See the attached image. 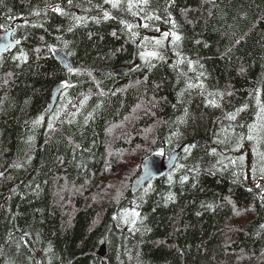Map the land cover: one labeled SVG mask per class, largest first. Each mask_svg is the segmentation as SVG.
<instances>
[{
    "label": "trees",
    "instance_id": "16d2710c",
    "mask_svg": "<svg viewBox=\"0 0 264 264\" xmlns=\"http://www.w3.org/2000/svg\"><path fill=\"white\" fill-rule=\"evenodd\" d=\"M113 3L0 0V264H264V0Z\"/></svg>",
    "mask_w": 264,
    "mask_h": 264
},
{
    "label": "water",
    "instance_id": "95a60500",
    "mask_svg": "<svg viewBox=\"0 0 264 264\" xmlns=\"http://www.w3.org/2000/svg\"><path fill=\"white\" fill-rule=\"evenodd\" d=\"M13 33L14 27H11L8 30H0V46L8 43L11 44V47L7 49H0V52H7L9 50L13 51L21 44L19 40L14 39ZM16 41H19V43H16ZM53 56L54 59L61 65L64 71H68L70 69L69 61L62 50H55L53 52ZM136 65L137 64H134L133 66L117 65L112 69V74L117 78H124L134 70ZM65 86V83H59L53 88L51 97L47 103V108L44 112L45 120L48 119V117L55 109ZM181 151L182 147L173 151L169 155L156 154L145 159L141 164L140 175L132 182L131 192L133 194H138L147 182L161 177L171 171L177 164V161L181 155ZM104 254L105 252L103 250L100 253V256H104Z\"/></svg>",
    "mask_w": 264,
    "mask_h": 264
},
{
    "label": "snow or ice",
    "instance_id": "6c2138e0",
    "mask_svg": "<svg viewBox=\"0 0 264 264\" xmlns=\"http://www.w3.org/2000/svg\"><path fill=\"white\" fill-rule=\"evenodd\" d=\"M106 2H107V0H106ZM147 2H148V0H144V3H147ZM69 3H71V0H69ZM117 3H118V0H116V3H113V7H116V6H117ZM53 11H54V12H57V13H59V14H64V13H63V10H62L59 6H56L55 8H53ZM38 14H39V13H37V15H38ZM105 18H108V14H107V13H105ZM157 18H158V17H157ZM128 27H131V26L129 25ZM145 27H147V25H145ZM113 35H115V33H113ZM165 35H169V34L166 33ZM171 35H172V37H173V40H175V41H178V40L181 39V37H180L179 35H176L175 33H172ZM145 39H147V38H145ZM16 43H19V41H16ZM156 44H160V41L157 40V41H156ZM9 47H11V44H10V43H8V44H4V45L0 46V49H7V48H9ZM52 51H54V50H52ZM145 57H158V58H160V57H159V54H158L157 52H155V51L142 53L141 58H145ZM23 59L26 61L27 57L25 56V57H23ZM70 71H71V69H70ZM201 86H202V85H201ZM222 95H223V94H221V96H222ZM209 103H212L214 106H219V105H216V104H215V101H209ZM261 112L264 113V108L261 109ZM229 118H230V119H235V116H230ZM258 118H260V119H264V116H260V115L258 114ZM255 127H256L255 125L250 126L249 131L251 132ZM253 138H254V137H253L252 135H249V136H248V139H249V140H251V139H253ZM187 150H188V149L185 148V151H187ZM209 207H211V205H209ZM132 215H133V216H137L138 213L133 212ZM126 222H127V221H126ZM132 223H135V221L133 220Z\"/></svg>",
    "mask_w": 264,
    "mask_h": 264
},
{
    "label": "rangeland",
    "instance_id": "374dc122",
    "mask_svg": "<svg viewBox=\"0 0 264 264\" xmlns=\"http://www.w3.org/2000/svg\"><path fill=\"white\" fill-rule=\"evenodd\" d=\"M11 27H13V26H11ZM9 29V28H8ZM20 41V40H19ZM21 42V41H20ZM65 89V88H64ZM63 92V91H62ZM82 103H79L78 105H77V107L79 108L76 112H75V115H77V114H79V112H80V105H81ZM145 106L142 108L143 110H145ZM139 118V115H136V117H135V119L137 120ZM120 126L119 127H117V128H115L116 129V131H117V133H119L120 132ZM120 134V133H119ZM146 137L147 136H144V137H140L141 139H143V140H145L146 139ZM116 140V139H115ZM116 142H117V140H116ZM153 145H152V142H150L149 143V145H148V147H149V149H147V151L143 154V155H145V154H147L151 149V147H152ZM243 216V215H242Z\"/></svg>",
    "mask_w": 264,
    "mask_h": 264
},
{
    "label": "bare ground",
    "instance_id": "6f19581e",
    "mask_svg": "<svg viewBox=\"0 0 264 264\" xmlns=\"http://www.w3.org/2000/svg\"><path fill=\"white\" fill-rule=\"evenodd\" d=\"M10 27H11V26H10ZM15 39H16V38H15ZM63 53H64V52H63ZM64 54H65V53H64ZM137 66H138V64L135 66V68H136ZM135 68H134V69H135ZM49 99H50V98H49ZM47 121H48V120H47ZM47 121H46V122H47ZM135 195H137V194H135Z\"/></svg>",
    "mask_w": 264,
    "mask_h": 264
}]
</instances>
